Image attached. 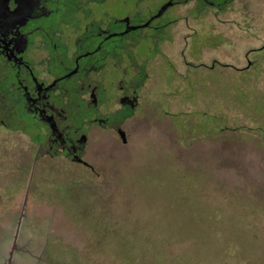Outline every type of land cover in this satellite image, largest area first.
Returning a JSON list of instances; mask_svg holds the SVG:
<instances>
[{"label": "rangeland", "instance_id": "obj_1", "mask_svg": "<svg viewBox=\"0 0 264 264\" xmlns=\"http://www.w3.org/2000/svg\"><path fill=\"white\" fill-rule=\"evenodd\" d=\"M200 8L161 57L128 143L107 132L95 149L100 171H7L0 264H264V50L246 67L264 0H234L214 27ZM212 58L234 67L195 65Z\"/></svg>", "mask_w": 264, "mask_h": 264}, {"label": "flooded vegetation", "instance_id": "obj_2", "mask_svg": "<svg viewBox=\"0 0 264 264\" xmlns=\"http://www.w3.org/2000/svg\"><path fill=\"white\" fill-rule=\"evenodd\" d=\"M233 1L0 0V207L12 202L7 171H24L27 160L32 171H58L59 162L100 171L95 149L107 132L128 143L126 124L163 71L161 57L177 54L184 28H193L184 14L201 6L199 19L214 27ZM262 50L246 53V67ZM195 65L234 67L216 58Z\"/></svg>", "mask_w": 264, "mask_h": 264}, {"label": "water", "instance_id": "obj_3", "mask_svg": "<svg viewBox=\"0 0 264 264\" xmlns=\"http://www.w3.org/2000/svg\"><path fill=\"white\" fill-rule=\"evenodd\" d=\"M122 136H125L124 132H122Z\"/></svg>", "mask_w": 264, "mask_h": 264}]
</instances>
